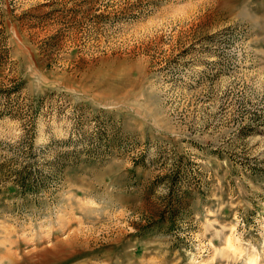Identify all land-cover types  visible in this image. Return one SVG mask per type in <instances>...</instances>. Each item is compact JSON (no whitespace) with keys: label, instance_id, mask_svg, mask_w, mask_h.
Returning a JSON list of instances; mask_svg holds the SVG:
<instances>
[{"label":"rangeland","instance_id":"obj_1","mask_svg":"<svg viewBox=\"0 0 264 264\" xmlns=\"http://www.w3.org/2000/svg\"><path fill=\"white\" fill-rule=\"evenodd\" d=\"M0 264H264V0H0Z\"/></svg>","mask_w":264,"mask_h":264}]
</instances>
